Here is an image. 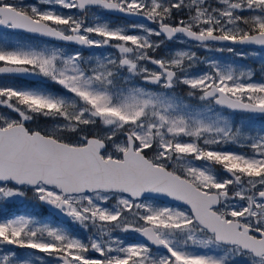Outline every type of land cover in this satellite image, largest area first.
Wrapping results in <instances>:
<instances>
[{
    "label": "snow or ice",
    "instance_id": "6c2138e0",
    "mask_svg": "<svg viewBox=\"0 0 264 264\" xmlns=\"http://www.w3.org/2000/svg\"><path fill=\"white\" fill-rule=\"evenodd\" d=\"M43 4L79 15L0 0V27L48 38L43 46L0 40V77L48 85L0 84V201L31 193L91 235L85 242L31 215L6 218L0 264H43L37 252L55 264H232L234 256L264 264V133L247 135L212 107L264 117V82L191 49L154 55L181 40L209 51L227 42L216 50L241 57L234 46L264 48V0ZM108 13L149 23L115 24ZM52 41L115 51L86 58ZM200 63L210 70L194 74ZM181 86L186 96L177 94ZM39 119L50 126H29ZM159 196L187 210L147 202ZM118 232L144 242L126 243ZM195 246L223 255L189 250Z\"/></svg>",
    "mask_w": 264,
    "mask_h": 264
},
{
    "label": "flooded vegetation",
    "instance_id": "af4514ba",
    "mask_svg": "<svg viewBox=\"0 0 264 264\" xmlns=\"http://www.w3.org/2000/svg\"><path fill=\"white\" fill-rule=\"evenodd\" d=\"M19 2V0H18ZM23 2L26 5H32V4H36L37 6H44V7H55L57 11H61L64 12L66 14H72V15H79L78 10L76 9H72V10H68V9H62L59 6H55V5H44L43 4V0H23ZM106 16L108 18L111 19V21L115 24H125V25H129L131 23H142V22H135V21H131L122 17H118V16H113L110 13L106 14ZM89 20H93V15L89 14ZM152 27H155V25H151ZM0 36H6V37H19L22 38L23 41L28 42V43H35V44H41L43 45L46 41H48V39L46 38H42V37H35L32 36L30 34L27 33H23L20 31H13V30H8L5 28L0 27ZM52 44H56V45H62L66 51L72 52V51H81L82 54L88 58L90 56H94V55H107V54H114L113 49L110 48H101V49H95V48H81L78 45L75 44H64L63 42H59V41H52ZM166 45H168L171 50V48L173 49V47L175 46L176 42H166ZM154 55H156L157 57L160 56H167L169 55V50L168 49H164L163 47H161L156 53H154ZM151 68H154V65H148ZM0 80H8L7 82H10V84H15L17 86H28V87H44V84H40L38 81L33 80L32 78H30V80H24L22 78H15V77H9V76H2L0 77ZM228 112V111H227ZM230 113V112H228ZM234 114L236 117L239 116H244V117H250L251 119H254L253 117H255L256 119H254L256 121V125H261L262 120H264V117L261 116H251L242 112L239 113H231ZM259 121H258V120ZM255 124H253L254 126ZM22 199V198H21ZM149 203H156L159 206H168V207H180L184 210H187V207H181V206H175V205H166L160 201L157 200H149L147 201ZM16 205H11L8 202L5 201H0V220L6 219V218H12L16 215H31L33 216V212L34 215L36 217L37 220L40 221H46L48 218V210L44 209L43 207L40 206V203L35 201L34 199L31 198V193H29L28 197L23 198L22 202H15ZM2 207H4V210H2ZM53 223L58 224V225H66L67 223H64L62 221H59L56 217L53 218ZM114 235H118L119 237H121L122 239L125 240L126 243H136V242H144V238L140 237L138 234L135 233H123V232H118V233H114ZM78 237H80L79 235H76ZM11 247V246H8ZM6 250V249H4ZM153 250L154 252L157 251V249L155 248V246H153ZM190 251L197 253V254H208V255H223V252L220 249H216L215 247L212 248H201L199 246H195L189 249ZM16 251L18 252L19 255H22V249H16ZM159 252H164L163 249H160ZM93 253V252H91ZM0 254H2V251H0ZM232 264H248V259L247 257H243V256H234L230 258Z\"/></svg>",
    "mask_w": 264,
    "mask_h": 264
},
{
    "label": "rangeland",
    "instance_id": "374dc122",
    "mask_svg": "<svg viewBox=\"0 0 264 264\" xmlns=\"http://www.w3.org/2000/svg\"><path fill=\"white\" fill-rule=\"evenodd\" d=\"M210 2L214 3V0H210ZM93 19H95L94 15H93ZM107 19H109L111 21L110 18L107 17ZM121 25H125V24H121ZM0 40H7L11 43L20 42V43H24V44H35V43L25 42V41H23L22 38H19V37L0 36ZM161 47H163L164 49H168L169 54H170V51L173 49H181V48L191 49V50L197 52V56L199 57L200 60H205V58H207V61H209V62L215 61V62L219 63L221 66L232 65L234 68H236L237 73H239L240 71H245V72L251 71L253 73V76H252L253 82H264V52H262V51L236 49L238 52H245L246 53L245 56L241 57V56L235 55L234 53H229L226 50L225 51L216 50V49L221 48L223 46H214V48L209 51V50H205L203 48H197L191 42H186L183 40L176 42L175 46L173 47V49L171 48V50H170V48H168L169 46L166 44L162 45ZM224 48H226V47H224ZM94 56H100V55H94ZM90 57H92V56H90ZM209 70L210 69H209L207 63H200L196 67H194L192 71L194 74H198V73H202V72L209 71ZM7 81L8 80H6V81L0 80V84H10V82H7ZM176 91H177V94L186 96V90H183L182 86L180 88H178ZM186 102L191 103L194 107H197V106L203 107L202 102H199L198 100H196L194 98H189ZM212 107H213L214 111L219 112L222 115H224L225 117H227L235 126L243 128L245 131V134L255 136L257 134L264 133V126L256 125V121L254 120V119H256L255 117H253L254 119H251L250 117H247V116L246 117H244V116L236 117L234 114L219 110L215 105H213ZM262 122H264V120H262ZM50 124H51L50 121H45L43 119H39L36 123L31 124L29 126L44 129L46 127H49ZM253 124H255V125L253 126ZM227 147L233 151H241V152H248L249 151V149H247V148H237L235 145H228ZM22 201H23V198L21 199L20 197H17V198H14V199H12L10 201H6V202H8L11 205H16L15 202L20 203ZM111 203L114 204L115 201H112ZM40 206H41V204H40ZM2 210H4V207H2ZM53 218L54 217L51 214H48L47 220L46 221H40V222L41 223H47V224H50L52 226H64L66 228V230H68L72 233L74 230V233L79 234V236H80L79 238L85 240V242L87 241V238L91 235V233L84 231L83 229L79 228V226H69L68 222H66L67 223L66 225L55 224L52 222ZM33 251L34 250H23L22 255L27 256V255L31 254ZM36 255H39V256L44 258L43 264H55V261L51 260V258H48L46 256V254L37 252ZM89 255L93 256V257L98 256V254L91 253V252L89 253ZM37 264H40V262L37 261Z\"/></svg>",
    "mask_w": 264,
    "mask_h": 264
},
{
    "label": "water",
    "instance_id": "95a60500",
    "mask_svg": "<svg viewBox=\"0 0 264 264\" xmlns=\"http://www.w3.org/2000/svg\"><path fill=\"white\" fill-rule=\"evenodd\" d=\"M114 16H119V17H123V18H126V19H129V20H133V21H142V22H146V23H149L147 21H144L141 17H125L123 14L121 13H110ZM14 31V30H13ZM44 38V37H42ZM48 39V38H46ZM220 45H228V46H231L230 44H228L227 42H223V43H218ZM234 47H240V48H256V49H260V50H263L264 51V48H261L260 46H257V45H250V46H234ZM20 78H26V79H30L32 78L33 80H36L35 78L33 77H20ZM227 109V108H226ZM230 110V109H229ZM232 111V110H231ZM235 112H238V111H235ZM250 114V113H248ZM251 115H259V114H251ZM157 200H160L166 204H170V205H178V206H186V205H183L181 202H178V201H175V200H172L171 198H168V197H164V196H159L156 198ZM47 206V205H46ZM50 211H52L54 214L58 215V217H60L61 219L67 221L68 219L63 215V214H60L57 210L53 209L51 206H47ZM187 207V206H186Z\"/></svg>",
    "mask_w": 264,
    "mask_h": 264
},
{
    "label": "trees",
    "instance_id": "16d2710c",
    "mask_svg": "<svg viewBox=\"0 0 264 264\" xmlns=\"http://www.w3.org/2000/svg\"><path fill=\"white\" fill-rule=\"evenodd\" d=\"M261 125H264V122H261Z\"/></svg>",
    "mask_w": 264,
    "mask_h": 264
}]
</instances>
